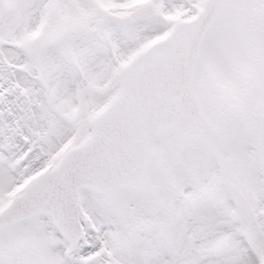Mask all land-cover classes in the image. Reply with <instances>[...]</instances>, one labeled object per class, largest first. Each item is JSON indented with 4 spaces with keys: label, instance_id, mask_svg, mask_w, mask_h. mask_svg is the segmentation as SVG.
Wrapping results in <instances>:
<instances>
[{
    "label": "snow or ice",
    "instance_id": "obj_1",
    "mask_svg": "<svg viewBox=\"0 0 264 264\" xmlns=\"http://www.w3.org/2000/svg\"><path fill=\"white\" fill-rule=\"evenodd\" d=\"M0 264H264V0H0Z\"/></svg>",
    "mask_w": 264,
    "mask_h": 264
}]
</instances>
